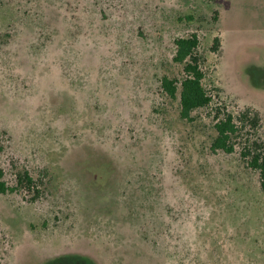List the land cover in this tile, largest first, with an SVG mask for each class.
<instances>
[{"label":"rangeland","instance_id":"1","mask_svg":"<svg viewBox=\"0 0 264 264\" xmlns=\"http://www.w3.org/2000/svg\"><path fill=\"white\" fill-rule=\"evenodd\" d=\"M213 104L181 117L176 40ZM214 45H220L217 52ZM258 111L264 0H0V264H264V192L213 108Z\"/></svg>","mask_w":264,"mask_h":264},{"label":"trees","instance_id":"2","mask_svg":"<svg viewBox=\"0 0 264 264\" xmlns=\"http://www.w3.org/2000/svg\"><path fill=\"white\" fill-rule=\"evenodd\" d=\"M176 56L174 62L183 65L182 79L164 77L161 81L164 93L177 98L181 88L180 106L181 117L184 120L192 119V113L210 107L217 98L204 86L205 72L203 65L206 59L199 53L200 41L193 34L186 38L176 40ZM220 45H214L217 52ZM214 129L217 133L212 143L213 152L222 151L233 154L240 148V156L246 166L260 175V185L264 192V138L258 132L262 127V117L254 109L246 108L238 114L230 112L224 105L217 104L213 108ZM19 193L33 201L42 196V189L31 174L24 170L15 175L14 185L5 180V173L0 166V194Z\"/></svg>","mask_w":264,"mask_h":264}]
</instances>
